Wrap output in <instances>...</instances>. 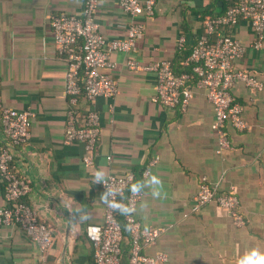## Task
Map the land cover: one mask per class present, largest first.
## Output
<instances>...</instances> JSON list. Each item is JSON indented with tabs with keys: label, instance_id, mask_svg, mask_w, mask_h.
I'll list each match as a JSON object with an SVG mask.
<instances>
[{
	"label": "crops",
	"instance_id": "0c3cea01",
	"mask_svg": "<svg viewBox=\"0 0 264 264\" xmlns=\"http://www.w3.org/2000/svg\"><path fill=\"white\" fill-rule=\"evenodd\" d=\"M234 2L238 0H232ZM85 0H0V82L3 104L31 111V138L11 147L0 128L2 145L10 147L13 165L31 184L25 201L52 229V247L43 254L19 227L0 225V264H95L87 228L102 225L106 197L100 181L108 174H136L134 189L143 191L136 218L161 236L145 253L168 255L165 264H264V87L253 91L238 83L235 100L247 122L244 131L228 127L232 147L217 154L215 113L205 89L183 111L152 102L156 76L127 67L128 55H111L114 69H106L117 93L99 97L92 108L100 117L95 164L85 168L83 145L64 144L69 109L65 96L66 59L59 56L50 26L59 13L81 16ZM220 0H157L155 14L144 18L145 32L135 58L141 65L171 60L183 69L208 18L221 16ZM96 21L107 41L126 37L130 19L119 0H100ZM246 48L237 69L264 84V42L253 46L247 22L224 28ZM185 36L183 50L179 39ZM81 107L86 104L81 101ZM150 175L143 178L151 161ZM206 176L221 192L234 188L245 226L238 227L230 212L215 203L192 211L199 182ZM125 197V196H124ZM0 177V208L5 206ZM121 264H129V237L121 242Z\"/></svg>",
	"mask_w": 264,
	"mask_h": 264
},
{
	"label": "built area",
	"instance_id": "2783aa9c",
	"mask_svg": "<svg viewBox=\"0 0 264 264\" xmlns=\"http://www.w3.org/2000/svg\"><path fill=\"white\" fill-rule=\"evenodd\" d=\"M227 7L221 16L206 22V34L200 35L186 61L192 67L196 81L188 73L176 75L171 60L153 61L141 65L135 58L137 42L145 32L144 18L155 14L157 0H119L120 7L130 22L126 37L107 41L100 33L96 14L100 0H85L81 16L59 13L51 18L50 26L54 35L57 52L66 59L65 96L69 109L64 133V144L83 145L82 162L85 168L95 164L101 133L100 117L92 108L99 97H113L118 89L115 79L106 69H114L111 55L123 52L128 55L127 67L142 70L156 76V94L152 102L170 109L185 111L194 97V87L205 89L212 104L215 121L212 125L218 137L217 154L231 149L228 127L244 131L247 122L243 118V106L235 100L233 88L238 83L253 91H261L263 82L254 74L237 69L235 62L244 57L246 48L231 34L221 33L224 28H235L247 22L255 36L253 46L262 48L264 42V0H220ZM186 38L179 39V49L185 46ZM81 101L86 107H81ZM31 111H17L3 104L0 82V128L11 147L27 144L31 138ZM151 161L143 172V178L150 175ZM0 177L5 188L6 205L0 208V225L19 227L25 235L45 254L52 247V229L38 211L24 201L32 187L21 177L13 165L10 147L0 140ZM136 174L128 171L124 175L108 174L100 181L106 197L104 222L87 228V238L94 247L95 264H121V242L125 230L129 237V264H165L168 255L159 252L145 253V248L155 246L162 230L144 226L135 216V210L143 198V191L134 189ZM195 196L192 211L197 213L209 203L230 212L238 227L245 226L244 217L239 213L240 199L234 188L221 192L218 186L202 176ZM126 197L127 213L124 225L117 220L123 208L122 197Z\"/></svg>",
	"mask_w": 264,
	"mask_h": 264
},
{
	"label": "trees",
	"instance_id": "16d2710c",
	"mask_svg": "<svg viewBox=\"0 0 264 264\" xmlns=\"http://www.w3.org/2000/svg\"><path fill=\"white\" fill-rule=\"evenodd\" d=\"M226 7H227V5H226ZM215 17H213V18H208L205 22H204V33L203 34H206V22L207 21H209V20H212V19H214ZM202 34V35H203ZM185 48V46L182 48V49H180V50H183ZM191 51H192V49H191ZM190 55H191V53H190ZM190 55L186 58V60L187 59H189V57H190ZM173 70H174V72L176 73V75H181V74H183V73H188V74H190L191 75V77H192V81L193 82H195L196 81V76L194 75V73L192 72V67L191 66H187V65H184L183 64V69L181 70V71H176V69H175V66L173 65ZM121 200H122V202H123V208L118 212V215H117V220L120 222V223H122L123 225H124V217H125V214L127 213V209H126V197H122L121 198ZM24 201H25V198H24ZM26 202V201H25ZM27 203V202H26ZM125 235H128V231L127 230H125Z\"/></svg>",
	"mask_w": 264,
	"mask_h": 264
}]
</instances>
